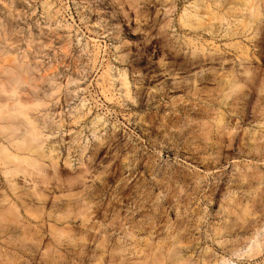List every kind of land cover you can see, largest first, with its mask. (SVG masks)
I'll return each instance as SVG.
<instances>
[{
    "label": "clouds",
    "instance_id": "clouds-1",
    "mask_svg": "<svg viewBox=\"0 0 264 264\" xmlns=\"http://www.w3.org/2000/svg\"><path fill=\"white\" fill-rule=\"evenodd\" d=\"M0 264H264V0H0Z\"/></svg>",
    "mask_w": 264,
    "mask_h": 264
}]
</instances>
